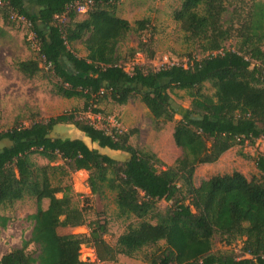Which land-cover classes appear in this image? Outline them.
<instances>
[{
	"label": "trees",
	"instance_id": "obj_1",
	"mask_svg": "<svg viewBox=\"0 0 264 264\" xmlns=\"http://www.w3.org/2000/svg\"><path fill=\"white\" fill-rule=\"evenodd\" d=\"M0 1L4 21L12 12L25 16L38 41L39 59L17 62L22 74L36 75L41 58L56 78L52 91L83 99V109L94 114L102 98L126 104L139 97L155 121L178 115L172 138L182 151L173 166L163 168L154 153L129 143L135 130L106 132L79 119L76 110L0 131V208L25 197L36 203L28 216L29 238L2 254L0 264H86L80 259L83 244L94 249L97 264L139 254L147 264H264V151L255 159L259 177L233 171L193 182L198 165L216 162L236 145L264 139V4L253 2L242 16L235 6L229 10L226 0H180L173 18L203 56L155 68L153 41L139 40L129 50L141 53L145 62L128 71L120 44L129 32L146 29L148 20L133 26L119 17L120 0ZM77 2H88L80 20ZM233 37L236 48H227ZM77 41L85 56L70 49ZM205 83L213 94L203 91ZM173 89L186 92L188 107L169 98ZM58 124H72L91 143L129 157L115 159L81 138L52 137ZM33 155L47 163L39 164ZM78 170L88 172L91 193L103 187L114 192L118 217L132 220L115 245L104 238L107 224L97 220L87 224L83 238L58 232L86 223L84 210L73 203L70 174ZM161 200L167 202L164 210L158 208ZM7 222L0 216L2 228ZM216 236L230 248L214 251ZM239 239L238 256L231 246Z\"/></svg>",
	"mask_w": 264,
	"mask_h": 264
},
{
	"label": "rangeland",
	"instance_id": "obj_2",
	"mask_svg": "<svg viewBox=\"0 0 264 264\" xmlns=\"http://www.w3.org/2000/svg\"><path fill=\"white\" fill-rule=\"evenodd\" d=\"M253 2L264 4V0H226V6L231 10L234 6L239 8L242 16ZM180 5V0H120L116 8V14L128 20L131 25L140 19L148 20L147 28L140 32H129L120 44V52L127 59L126 69L132 70L134 65H143L145 59L141 53L132 52L131 48H137L139 40H152L155 56L152 65L159 68L173 63L187 64L190 58H200L198 44L188 40L180 28V24L173 18V12ZM85 17V13H78L77 19ZM229 15L225 14L224 19ZM63 19V18H62ZM238 44L237 37L231 38L225 43L230 49H235ZM70 49L78 56H85L86 50L77 41L72 43ZM38 41L32 35L30 26L22 22L9 19L4 21L0 8V131L11 129L15 125L28 126L32 121L47 119L51 116L76 110L79 119L87 120L95 127L106 132L120 130L129 132L135 130L130 136L129 143L134 147L154 153L161 161V166L167 168L173 166L182 151L177 147L172 138L176 115L173 121H155L148 108L140 100L134 97L126 104H117L110 99L102 98L97 104L100 112L94 114L90 110H84L83 99L63 98L52 91L56 78L40 58L41 70L33 77H27L17 69V62L30 58H38ZM132 55V56H131ZM39 59V58H38ZM203 91L211 95L214 89L209 83L204 84ZM167 95L176 104L183 107L190 105V98L184 90L173 89ZM52 137L83 138L90 147L97 148L115 159L124 160L129 155L122 151H114L108 148H100L90 142L84 134L72 124H58L51 132ZM264 151V139L257 140L254 144L246 142L236 145L224 152L214 163L200 164L196 167L193 182L195 185L214 174L231 173L239 171L248 179L259 177L255 159L259 152ZM39 164L47 163V160L39 155H33ZM61 163V161H58ZM73 191V203L82 208L85 213L86 223L73 228H59L62 235L83 238L88 235L87 224L92 220L105 222L107 232L105 240L110 245H115L118 237L125 231L132 220L118 217L115 204V193L106 187L97 193H91L88 184V172L78 170L70 174ZM58 197L61 194H57ZM48 200H44L45 208ZM167 202H158V208L164 210ZM36 211L35 199L25 197L12 206L1 207L0 216H6L8 222L5 228L0 226V255L20 246L23 239L30 236L32 223L28 216ZM241 239L237 240L231 248L239 256ZM33 249V246H30ZM230 248L220 241L219 236L213 240L214 251ZM80 259L86 264H97L94 249L83 244L80 249ZM116 264H147L142 255L128 257L119 255Z\"/></svg>",
	"mask_w": 264,
	"mask_h": 264
},
{
	"label": "built area",
	"instance_id": "obj_3",
	"mask_svg": "<svg viewBox=\"0 0 264 264\" xmlns=\"http://www.w3.org/2000/svg\"><path fill=\"white\" fill-rule=\"evenodd\" d=\"M87 3L88 2H84V3L77 2L76 6H77L78 12L84 13L86 10ZM0 5H1V1H0ZM10 19L15 20L17 22H22V23L26 24L27 26H30V22L26 19V17L23 15H19L17 12H12L10 15ZM32 35L34 36V38H36L34 32H32ZM46 67L49 68L50 64H46ZM116 131L121 132L120 130H117V129H116Z\"/></svg>",
	"mask_w": 264,
	"mask_h": 264
},
{
	"label": "crops",
	"instance_id": "obj_4",
	"mask_svg": "<svg viewBox=\"0 0 264 264\" xmlns=\"http://www.w3.org/2000/svg\"><path fill=\"white\" fill-rule=\"evenodd\" d=\"M85 137H86V136H85ZM75 138H80V137H75ZM86 138H87V137H86ZM81 139H83V138H81ZM83 140H84V139H83ZM84 141H85V140H84ZM85 142H86V141H85ZM86 143H87V142H86ZM94 148H95V147H94ZM4 253H5V252H4ZM4 253H3V254H4ZM1 255H2V254H1ZM1 255H0V257H1Z\"/></svg>",
	"mask_w": 264,
	"mask_h": 264
}]
</instances>
